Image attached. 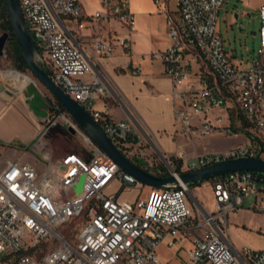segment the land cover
<instances>
[{"label":"built area","instance_id":"obj_1","mask_svg":"<svg viewBox=\"0 0 264 264\" xmlns=\"http://www.w3.org/2000/svg\"><path fill=\"white\" fill-rule=\"evenodd\" d=\"M98 1L100 8L92 13H86L80 0L19 4L36 63L129 159L140 136L128 122L111 117L105 101L111 95L92 70L81 30L94 27L89 48L95 55L110 56L117 48L131 50L136 22L129 0ZM167 1L153 0L158 6ZM175 4L178 18L166 15L168 46L148 55L162 63L173 83L174 134L186 144L218 133L244 138L228 149L192 157L178 149L175 174L227 159H264V5L258 10L257 56L248 69H241L217 30L224 0ZM112 22L124 31L108 28ZM188 56L199 62L198 69L193 70ZM48 108L52 119L47 117L33 143L39 158L8 162L0 172V264H161L160 243L182 251L185 264H264V247L237 250L227 238L228 217L245 198L253 201L249 210L264 217V173L236 171L209 179L211 212L189 206L186 184L150 186L146 198L118 200L105 192L113 181L119 182L116 192L145 184L109 158L57 101ZM55 127L77 135L83 147L55 152L48 136ZM147 172L163 177L160 169Z\"/></svg>","mask_w":264,"mask_h":264},{"label":"crops","instance_id":"obj_2","mask_svg":"<svg viewBox=\"0 0 264 264\" xmlns=\"http://www.w3.org/2000/svg\"><path fill=\"white\" fill-rule=\"evenodd\" d=\"M80 1L86 13L100 8L98 0ZM129 2L136 22L130 51L117 48L110 56L95 55L88 46L94 32V27L90 25L81 30L83 47L93 72L102 80L111 95L105 99L111 117L134 126L140 139L148 142L156 151L175 153L178 149H183L186 143L174 134L173 83L164 74L162 63L150 59L148 55L168 46L166 15L172 14L178 18L176 4L171 9L169 0L160 6L155 5L153 0ZM261 5H264V0H224L217 29L222 36L225 50L232 59L236 53L235 46L242 44L240 37L247 35V27L244 25L247 14L249 11L258 12ZM107 27L120 33L124 31L115 22ZM235 38L238 42H234ZM187 59L193 70L198 69L199 62L196 59L191 56ZM9 77L14 86V95L8 97L0 93V172L8 162L35 161L37 154L33 143L42 128L43 119L27 103L22 92L27 84L23 86L21 77H15L13 73H9ZM96 107L102 108V103H97ZM192 153L194 156L199 155L194 151ZM114 194L118 200L131 201L123 192L117 194L115 191ZM199 210L206 211L201 203ZM229 230L228 226L227 233ZM227 238L234 246L228 236Z\"/></svg>","mask_w":264,"mask_h":264},{"label":"rangeland","instance_id":"obj_3","mask_svg":"<svg viewBox=\"0 0 264 264\" xmlns=\"http://www.w3.org/2000/svg\"><path fill=\"white\" fill-rule=\"evenodd\" d=\"M175 1L176 0H169V7L171 9L175 8ZM220 22L223 23L222 21ZM259 24V13L257 11H249L246 20L244 21V25L247 27V35L240 37L242 44L238 43V47L235 46L236 53L234 54V59H232L233 62L241 69H248L253 59L257 56L256 51L259 47L257 36ZM2 33L3 32L0 30V35ZM224 35L225 33H223V36ZM234 42H238V39L235 38ZM5 47L3 56L0 57V73H13L15 74V77L20 76L23 86L30 80V77L32 78L34 82L28 83L22 92L25 94L27 101L28 94L30 96L35 92L38 94L41 101L45 103L42 104L41 101L38 102L33 100L34 111L40 118H43L42 124H44L47 120V117H49V120L52 119L51 116L53 113L48 107L52 102L56 101L55 97L43 84L33 77L29 70L21 72L14 69L9 52L6 51ZM13 70L17 72H11ZM5 87L12 93V95H14L7 85H5ZM48 113L51 116H48ZM58 129L61 133L54 132L52 134L53 136H50L49 140L55 152H64L69 150L75 151L83 147L82 142L77 135L71 136L64 134L60 127H58L57 130ZM243 141L244 138L240 135L231 136L224 133H218L212 137L194 139L191 142H188L183 147V150L188 157H192L194 156V153H192L193 151L197 154H205L206 152L228 149ZM135 147L136 148L133 150V154L129 156V159L132 162L150 172H154L156 169L162 170V167H164L168 172L165 163L162 161L159 155L162 152L156 151L148 142H145L141 139H139V143ZM162 154L169 161L172 168H174L178 162L176 160L175 153ZM37 158H39V155ZM118 187L119 182L113 181L105 192L107 195H113ZM149 190L150 186L144 185L142 189L132 187L129 190L124 189L122 192L124 193L125 197L131 199L129 202H133L137 198V195H140L141 198H146ZM200 203L207 212L212 211L213 196L209 180L202 181L197 185L191 186L189 189V206L193 207L194 210H197L200 208ZM252 204L253 201L249 197L245 198L243 206L240 209L234 210L228 217V226L230 227V230L229 233H227V236L233 242L234 247L237 250H240L243 246L250 249H261L264 247V217L261 213L249 210L248 207H250ZM71 226L73 227V224ZM72 227L66 228L65 231L69 232L72 230ZM184 247H187V243H184ZM157 254L161 264H185L183 252H177L176 248L167 247L165 243H160L158 245Z\"/></svg>","mask_w":264,"mask_h":264},{"label":"water","instance_id":"obj_4","mask_svg":"<svg viewBox=\"0 0 264 264\" xmlns=\"http://www.w3.org/2000/svg\"><path fill=\"white\" fill-rule=\"evenodd\" d=\"M6 12L10 19L12 28L18 42L20 53L28 66V70L41 84H43L55 97V99L63 106L65 111L73 118L84 133L119 167L132 175L141 183L153 186L163 187L166 185L179 186L180 184H197L221 175L236 171H256L264 173V159L258 156L239 157L235 159H227L216 162L207 167L186 171L175 174L174 169L163 154H159L165 166L169 170V175L165 177H157L136 163L125 157L117 147L108 139L100 127L94 122L88 112L76 101L66 95L58 86L50 79L45 70H43L34 58V42L26 29L24 19L21 13L19 0H5ZM8 40V33L3 32L0 35V57L3 56L4 47ZM0 93H4L8 97H12V93L6 89L5 85L0 83ZM82 178L76 185V192L81 190Z\"/></svg>","mask_w":264,"mask_h":264},{"label":"trees","instance_id":"obj_5","mask_svg":"<svg viewBox=\"0 0 264 264\" xmlns=\"http://www.w3.org/2000/svg\"><path fill=\"white\" fill-rule=\"evenodd\" d=\"M0 30L2 32H7L8 33V40L6 42V47L5 48H6V51L9 52V56H10L11 61L13 63V68L18 70V71H21V72H24V71L28 70V66H27L26 62L24 61V59L22 58V56H21L20 48H19L18 42L16 40L14 30L12 28L10 19L8 17L7 12H6L5 0H0ZM41 68H42V66H41ZM43 70H45V69L43 68ZM30 96L28 94L27 103H28L29 107L34 110L33 100H36V101L39 102V101H41V99L38 96V94L35 93V92L32 93ZM41 102H42V104H45L43 101H41ZM57 103L60 105L62 110H65L63 108V106L58 101H57ZM57 128L58 127H55L52 131H50L48 136H53L52 134L54 132H59V129L57 130ZM59 133H61V132H59ZM179 166H180V161L177 162V164L175 165L174 169L176 171H179ZM162 170H163V174H162L163 177L169 175V173L167 172V170L164 167H162ZM197 184H199V183H197ZM197 184H190V185H188V188L190 189L191 186H194V185H197ZM122 191H123L122 188H120L117 191V194H119Z\"/></svg>","mask_w":264,"mask_h":264},{"label":"bare ground","instance_id":"obj_6","mask_svg":"<svg viewBox=\"0 0 264 264\" xmlns=\"http://www.w3.org/2000/svg\"><path fill=\"white\" fill-rule=\"evenodd\" d=\"M11 72H17V71H11ZM19 73V72H18ZM29 77V76H28ZM30 82H34L33 80H32V78L30 77V80L26 83V84H28V83H30ZM0 83H3V84H5V85H7V87L8 88H10L11 89V91H13L14 90V86H13V83H12V81H11V78L9 77V74H6V73H0ZM25 84V85H26Z\"/></svg>","mask_w":264,"mask_h":264}]
</instances>
